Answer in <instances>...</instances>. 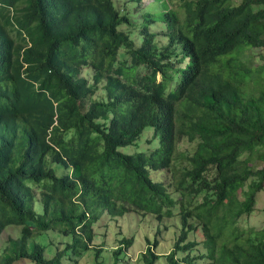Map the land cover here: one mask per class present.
<instances>
[{
  "label": "trees",
  "instance_id": "obj_1",
  "mask_svg": "<svg viewBox=\"0 0 264 264\" xmlns=\"http://www.w3.org/2000/svg\"><path fill=\"white\" fill-rule=\"evenodd\" d=\"M155 1L167 43L147 13L137 47L112 0H0V236L18 229L0 264H79L102 214L175 209L173 249L148 239L144 264H264V227L237 226L264 190V66L241 60L264 48V0ZM149 131L152 147L120 150ZM134 244L121 238L112 264Z\"/></svg>",
  "mask_w": 264,
  "mask_h": 264
},
{
  "label": "rangeland",
  "instance_id": "obj_2",
  "mask_svg": "<svg viewBox=\"0 0 264 264\" xmlns=\"http://www.w3.org/2000/svg\"><path fill=\"white\" fill-rule=\"evenodd\" d=\"M118 12L121 15H126L130 22L127 25L119 27L120 31H124L128 34L129 38L135 42L136 46L141 45V37L139 35L140 25L142 23L143 16L145 14H151L155 23L151 26V31L157 35V44L159 46L167 43V39L162 37V32H165L166 25L163 16L161 6L155 0H144L143 2L136 3L131 0H112ZM240 0H233V5H238ZM161 4V3H160ZM163 6V4H161ZM164 7V6H163ZM122 57L129 61V56L121 50ZM241 60L244 62L245 67L253 70L254 74L257 75V70L264 66V48H251L245 49ZM82 75L87 78L90 77V70H82ZM250 88H253V84H250ZM146 138L139 140L136 144L127 145L121 147L120 150L125 153H135L137 151L148 149L152 147V144L147 142V139H151L153 131L145 133ZM158 143V142H157ZM192 149V145L187 140H182L180 143L179 150L185 151L184 154H178L175 160L176 175L180 176L182 168L188 165L185 159L186 150ZM254 167H261L264 164L260 162H253ZM160 172H152L151 178L156 180V176L160 175ZM170 175V174H169ZM169 175L166 177L161 175L160 178L167 180ZM246 189L248 186L245 187ZM238 198L243 200L245 196L239 190ZM256 203L254 211L249 214H244L238 221L237 226L243 229L255 228L256 230L264 227V190L259 191L256 194ZM179 210H174L172 218H166L164 221H159L153 214H142L140 212H129L122 217L110 218L106 214H102L97 222L93 225L95 233L94 240L92 242V249L85 252L83 258L80 259L79 264H112L113 263V251L119 244V240L123 237H135V244L132 246L124 255H120L119 264H144L142 259L143 253L146 251L148 245V239L152 242L156 238L159 240V246L156 247V252L162 255L170 253L174 247L176 238L180 233V226L178 225ZM160 229V233H157ZM18 236V229L10 226L0 236V253H2L5 247L8 245L10 237L15 238ZM191 238L196 241L203 239V234L200 228L191 234ZM49 240L54 241L55 245L58 244V248L63 249L66 245L65 242H60V239L53 233L49 234ZM67 242V239H65ZM68 241H70L68 239ZM220 243L222 241L219 240ZM55 245H49L48 254L50 250L56 251ZM100 248L98 260H95V249ZM52 255V254H51ZM166 259L163 257L160 264H165ZM63 264H68L64 262ZM69 264H72V262Z\"/></svg>",
  "mask_w": 264,
  "mask_h": 264
}]
</instances>
